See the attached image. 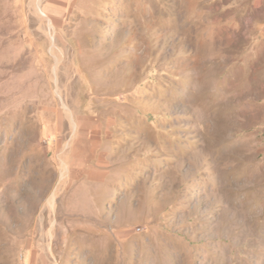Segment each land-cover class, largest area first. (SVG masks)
<instances>
[{"label": "rangeland", "instance_id": "1", "mask_svg": "<svg viewBox=\"0 0 264 264\" xmlns=\"http://www.w3.org/2000/svg\"><path fill=\"white\" fill-rule=\"evenodd\" d=\"M0 264H264V0H0Z\"/></svg>", "mask_w": 264, "mask_h": 264}]
</instances>
